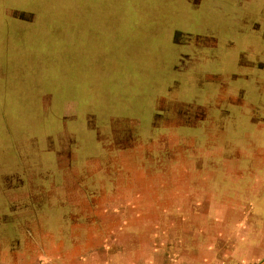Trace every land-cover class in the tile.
I'll return each instance as SVG.
<instances>
[{
	"label": "rangeland",
	"instance_id": "obj_1",
	"mask_svg": "<svg viewBox=\"0 0 264 264\" xmlns=\"http://www.w3.org/2000/svg\"><path fill=\"white\" fill-rule=\"evenodd\" d=\"M263 150L264 0H0L20 264H264Z\"/></svg>",
	"mask_w": 264,
	"mask_h": 264
},
{
	"label": "crops",
	"instance_id": "obj_2",
	"mask_svg": "<svg viewBox=\"0 0 264 264\" xmlns=\"http://www.w3.org/2000/svg\"><path fill=\"white\" fill-rule=\"evenodd\" d=\"M257 143H260L259 141H257ZM251 146H254V144H252ZM257 148V147H256ZM249 163H255L256 164V166H260V169H264V150L262 151V154L260 153V154H258V155H255V157L253 158V157H249ZM5 180H7L8 182V187H10L11 186V184H12V179H14V184H16V182H17V180H19L18 178H17V176H14V178L12 177V176H10V177H6V178H4ZM19 181H21V180H19ZM12 185V187L14 188V189H12V192H11V198L9 199V201L11 202H9V208H10V213H13L12 215H11V217H9V218H6V217H3V220L1 221V223L3 224V225H7V224H10V223H8V219H12V218H21L22 216H21V211L22 210H27V215H29V214H31V216L33 215V209L32 208H28V207H26V206H24V207H21V206H16V205H18L19 203H16L17 201H16V199L17 198H20V201H21V199L22 198H24L23 200H26L27 199V197H31V195H27V194H25L26 192H23V194H21V193H15L14 192V190H15V188H17L18 186H21L22 185V181H21V184L19 185L18 184V186L16 187L15 185ZM29 185H31V183H29ZM237 191H236V189H233L232 190V196L235 198V196H237ZM237 204V203H236ZM21 209V210H20ZM18 210H20V212L19 213H16ZM223 210V209H222ZM16 213V214H15ZM11 221V220H10ZM17 221V220H16ZM20 223V224H19ZM17 224V225H16ZM17 226L19 229H20V232H21V234H22V228H24V230H25V233H27V235H28V237L33 241L34 240V238H42V235H43V231H42V229L40 228V222L38 223V220H37V222H33L32 221V219H31V224L30 223H28V221L27 222H23V223H21V222H15V224H14V226ZM34 229H36V232H35V230ZM7 232H8V229H7ZM35 232V233H34ZM9 234V233H8ZM40 235V236H39ZM4 235H3V232L2 231H0V247H1V243L5 240V239H8V240H10V241H7V240H5V241H7L8 243H15V242H17V240H16V238H11V237H9L7 234H6V236L5 237H3ZM257 243H264V238H259V239H257L256 237H255V244H257ZM257 250H259L258 248H257ZM19 261V262H18ZM20 261H22L21 260V258H18V256H17V254H11L10 255V253L8 252V251H2L1 250V248H0V264H20L21 262Z\"/></svg>",
	"mask_w": 264,
	"mask_h": 264
}]
</instances>
